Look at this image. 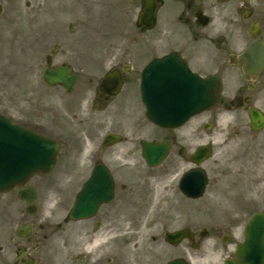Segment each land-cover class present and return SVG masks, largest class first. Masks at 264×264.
I'll return each mask as SVG.
<instances>
[{
    "label": "flooded vegetation",
    "instance_id": "af4514ba",
    "mask_svg": "<svg viewBox=\"0 0 264 264\" xmlns=\"http://www.w3.org/2000/svg\"><path fill=\"white\" fill-rule=\"evenodd\" d=\"M11 9L0 0V33L6 13L13 24L0 35V72L12 81L8 90L0 78V116L60 150L50 173L0 192V264H243L248 225L264 219V0H159L151 29L136 20L133 36L94 41L20 36ZM172 52L205 79V103L212 85L220 98L177 128L152 123L140 91L145 66ZM47 70L72 85L47 83ZM109 134L120 141L107 145ZM144 140L169 146L172 195L150 181L159 171L143 159ZM188 172L205 178L200 197L181 188Z\"/></svg>",
    "mask_w": 264,
    "mask_h": 264
},
{
    "label": "water",
    "instance_id": "95a60500",
    "mask_svg": "<svg viewBox=\"0 0 264 264\" xmlns=\"http://www.w3.org/2000/svg\"><path fill=\"white\" fill-rule=\"evenodd\" d=\"M158 6L157 0H144L139 22L146 27H151L154 24ZM45 79L49 83L65 82L63 74L56 72H47ZM203 93V81L194 75L187 68L185 62L176 54L161 58L159 62L154 60L143 73L142 94L147 115L159 125L165 127L181 125L192 114L204 108V105L199 104L203 100ZM12 128V125L0 119V191L7 190L17 183L16 169L13 167L14 155L18 153L20 158L23 159V154L26 152L29 156V163L43 162L47 167L45 171H49L54 163L57 151L56 149L51 150V155L47 160L40 159L44 157V150L40 146L29 147L30 145H26L21 132L17 137L20 139L19 149L15 151ZM33 138V136L30 137V139ZM35 138L39 137L36 136ZM39 141L45 142L41 139ZM47 151L49 152V150ZM167 152L168 146L166 145L144 143V157L151 165L159 164ZM184 180V184L188 185V175ZM198 181H189L190 193L196 196L202 194L204 187L203 178ZM91 185L96 186V180H93ZM79 207L80 204L78 203L74 209V215L78 214ZM257 221L258 218H254L249 225L250 231L247 233L248 250L251 251V255L248 256L246 261L247 264H264V232H260L264 223L263 221L261 223ZM252 227L256 228L252 230Z\"/></svg>",
    "mask_w": 264,
    "mask_h": 264
},
{
    "label": "rangeland",
    "instance_id": "374dc122",
    "mask_svg": "<svg viewBox=\"0 0 264 264\" xmlns=\"http://www.w3.org/2000/svg\"><path fill=\"white\" fill-rule=\"evenodd\" d=\"M7 1L10 6L12 5V9L14 5L18 7L20 36L28 32L37 40H45L54 34H61L66 36L67 41L73 40L70 38L73 35L83 36L84 41L97 40L98 36H133L135 34L134 21L141 5V0H100V5L99 1L96 0L99 6H95L94 0H66L65 2L50 0V4L43 8V0H27L30 1L31 5L28 11H25L27 8L25 6L26 0ZM48 7H52V9H48ZM56 10L60 12L58 20H54L49 16V11L53 14ZM11 13L8 12L4 15L9 23L1 26L0 35L4 41L10 35L8 25L13 27ZM71 28H73V32H70ZM154 31H149L148 34L151 35ZM43 55L44 53L36 51L37 65H39ZM0 78H3L6 88L10 90L12 87L11 76L2 71L0 72ZM40 83L39 76H37L35 79L37 90L41 88L39 87ZM60 161L75 160L66 155ZM140 162L144 161L140 160ZM174 164V160L169 158L158 169H155L159 171V177L152 178L150 181L156 178L159 179V195L168 196L174 193L170 183ZM58 172L56 171L55 174ZM52 194L56 195L58 193L52 191Z\"/></svg>",
    "mask_w": 264,
    "mask_h": 264
}]
</instances>
